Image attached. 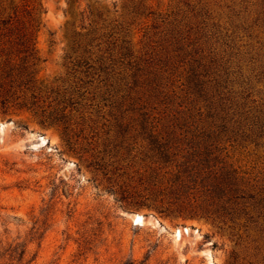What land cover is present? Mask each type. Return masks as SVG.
Here are the masks:
<instances>
[{"label":"trees","instance_id":"obj_1","mask_svg":"<svg viewBox=\"0 0 264 264\" xmlns=\"http://www.w3.org/2000/svg\"><path fill=\"white\" fill-rule=\"evenodd\" d=\"M215 3L178 0L154 14L126 0L132 20L152 15L137 48L128 22L95 7L65 76L44 85L35 68L40 3L0 0V104L56 126L69 147L89 146L95 118L108 113L115 132L89 148L122 200L204 216L244 237L248 264H264V167L240 157L248 145L264 148V0Z\"/></svg>","mask_w":264,"mask_h":264},{"label":"rangeland","instance_id":"obj_2","mask_svg":"<svg viewBox=\"0 0 264 264\" xmlns=\"http://www.w3.org/2000/svg\"><path fill=\"white\" fill-rule=\"evenodd\" d=\"M125 1L25 0L41 7L35 26L38 80L47 85L65 76L66 54L95 7L128 22L132 45L139 47L152 15L132 20ZM177 1L144 4L146 11L163 14ZM95 119L90 147H100L115 132V118L108 113ZM89 146L69 147L56 126L42 124L26 109L0 104V264L10 261V254L19 257L22 248L18 264H248L252 249L228 228L204 216L161 213L132 206L131 197L122 200L114 178L93 164ZM248 148L240 157L264 167V148ZM131 212L140 214L141 223L132 222Z\"/></svg>","mask_w":264,"mask_h":264},{"label":"water","instance_id":"obj_3","mask_svg":"<svg viewBox=\"0 0 264 264\" xmlns=\"http://www.w3.org/2000/svg\"><path fill=\"white\" fill-rule=\"evenodd\" d=\"M132 213V222L134 223V224H137L138 222H137V220H136V217L137 216H140V214L138 213V212H131ZM184 227V226H183Z\"/></svg>","mask_w":264,"mask_h":264},{"label":"bare ground","instance_id":"obj_4","mask_svg":"<svg viewBox=\"0 0 264 264\" xmlns=\"http://www.w3.org/2000/svg\"><path fill=\"white\" fill-rule=\"evenodd\" d=\"M136 220H137L138 223H141V217H140V216H137V217H136ZM179 230H180V229H179ZM183 230H184V229H183ZM177 234H179V231H177Z\"/></svg>","mask_w":264,"mask_h":264}]
</instances>
